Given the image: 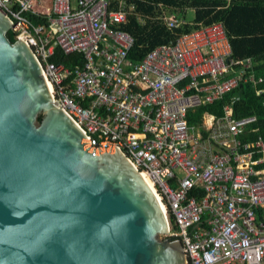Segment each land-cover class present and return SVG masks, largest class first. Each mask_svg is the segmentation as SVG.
<instances>
[{"label":"built area","instance_id":"2783aa9c","mask_svg":"<svg viewBox=\"0 0 264 264\" xmlns=\"http://www.w3.org/2000/svg\"><path fill=\"white\" fill-rule=\"evenodd\" d=\"M156 8L150 18L135 14L132 0H0L14 41L32 51L57 108L91 147H112L150 181L168 221L164 238L180 243L186 264H264V140L248 137L257 117L233 116L237 96L222 116L187 122L188 111L264 78L249 71L250 58H231L219 23L198 25L131 62L134 41L122 29L129 17L169 32L187 25ZM56 47L81 54L83 64L50 62Z\"/></svg>","mask_w":264,"mask_h":264},{"label":"water","instance_id":"95a60500","mask_svg":"<svg viewBox=\"0 0 264 264\" xmlns=\"http://www.w3.org/2000/svg\"><path fill=\"white\" fill-rule=\"evenodd\" d=\"M10 27L0 10V264H186L139 173L90 146Z\"/></svg>","mask_w":264,"mask_h":264},{"label":"trees","instance_id":"16d2710c","mask_svg":"<svg viewBox=\"0 0 264 264\" xmlns=\"http://www.w3.org/2000/svg\"><path fill=\"white\" fill-rule=\"evenodd\" d=\"M132 2L135 6V14L141 17H157L159 11L156 6L161 5L170 14L184 21L187 10H192L194 18L180 29L169 32L157 22L146 21L140 26L133 16L129 17L127 26H123L122 29L128 32L134 41L127 55L131 62H138L154 47L168 44L178 35L196 29L198 25L219 23L227 37L231 58L234 60L250 58L253 66L249 71H253L256 77L264 78V0H132ZM27 16L34 24L45 22V19ZM6 37L10 43H13L14 38L10 31ZM49 61L70 68L75 65L81 66L84 62L81 54L65 55L59 47L54 49ZM257 89L264 90V80L257 88H254L251 82H241L237 89L213 104L188 111L187 122L189 125L199 124L202 114L222 116V108L238 96L240 100L232 104L233 116L235 118L256 116L257 122L253 124L252 129H257V132L248 137L251 140L258 137L264 140V92L258 95ZM170 221L174 223L172 216Z\"/></svg>","mask_w":264,"mask_h":264},{"label":"bare ground","instance_id":"6f19581e","mask_svg":"<svg viewBox=\"0 0 264 264\" xmlns=\"http://www.w3.org/2000/svg\"><path fill=\"white\" fill-rule=\"evenodd\" d=\"M47 88H48V85H47ZM139 176H140L141 181L145 184V186L147 187V189L150 191V193H151V194L154 196V198L156 199V197H155V195H154V193H153V191H152L150 181H149L146 177L142 176V174H139ZM156 201H157V199H156ZM157 203H158V201H157ZM158 205H159V203H158ZM159 208H161V210H162V207H160V205H159Z\"/></svg>","mask_w":264,"mask_h":264},{"label":"rangeland","instance_id":"374dc122","mask_svg":"<svg viewBox=\"0 0 264 264\" xmlns=\"http://www.w3.org/2000/svg\"><path fill=\"white\" fill-rule=\"evenodd\" d=\"M193 18H194V12L192 10H187L185 22L190 23L193 21ZM202 121L205 122V119H202ZM163 238H164V236H160V239H163Z\"/></svg>","mask_w":264,"mask_h":264}]
</instances>
